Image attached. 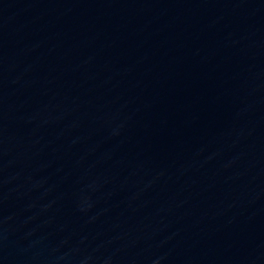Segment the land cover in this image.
Returning a JSON list of instances; mask_svg holds the SVG:
<instances>
[{"label": "water", "instance_id": "water-1", "mask_svg": "<svg viewBox=\"0 0 264 264\" xmlns=\"http://www.w3.org/2000/svg\"><path fill=\"white\" fill-rule=\"evenodd\" d=\"M0 264H264V0H0Z\"/></svg>", "mask_w": 264, "mask_h": 264}]
</instances>
